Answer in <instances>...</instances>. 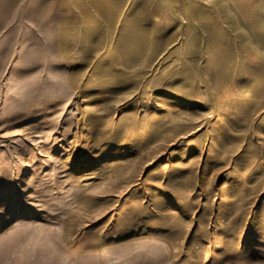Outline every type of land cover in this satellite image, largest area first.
Segmentation results:
<instances>
[{
	"label": "rangeland",
	"instance_id": "1",
	"mask_svg": "<svg viewBox=\"0 0 264 264\" xmlns=\"http://www.w3.org/2000/svg\"><path fill=\"white\" fill-rule=\"evenodd\" d=\"M0 264H264V0H0Z\"/></svg>",
	"mask_w": 264,
	"mask_h": 264
},
{
	"label": "crops",
	"instance_id": "2",
	"mask_svg": "<svg viewBox=\"0 0 264 264\" xmlns=\"http://www.w3.org/2000/svg\"><path fill=\"white\" fill-rule=\"evenodd\" d=\"M64 1H65V0H64ZM69 9H70V10H73L74 8H69V7H67V6L64 7V10H69ZM74 10H76V9H74ZM67 18H68V17H66V19H67ZM67 22H68V21H67Z\"/></svg>",
	"mask_w": 264,
	"mask_h": 264
}]
</instances>
